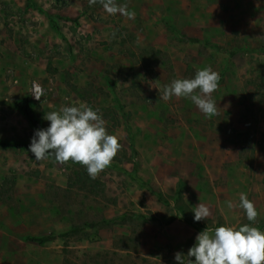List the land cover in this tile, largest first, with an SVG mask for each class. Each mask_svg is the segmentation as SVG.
Wrapping results in <instances>:
<instances>
[{
    "label": "rangeland",
    "instance_id": "374dc122",
    "mask_svg": "<svg viewBox=\"0 0 264 264\" xmlns=\"http://www.w3.org/2000/svg\"><path fill=\"white\" fill-rule=\"evenodd\" d=\"M27 2L0 0V138L31 140L36 129L14 106L29 96L46 125L62 106L99 109L123 147L95 179L81 164L0 147V264H178L198 233L253 223L242 192L264 231V0H116L131 18L99 0ZM206 67L221 77L217 114L162 99L173 80ZM159 203L166 216L149 210ZM199 204L211 215L194 222ZM175 219L178 242L159 246ZM49 233L51 245L23 240Z\"/></svg>",
    "mask_w": 264,
    "mask_h": 264
},
{
    "label": "clouds",
    "instance_id": "9594fccd",
    "mask_svg": "<svg viewBox=\"0 0 264 264\" xmlns=\"http://www.w3.org/2000/svg\"><path fill=\"white\" fill-rule=\"evenodd\" d=\"M99 2L110 15L134 16L126 5H120L116 0ZM96 3L97 0H89L90 5ZM220 79V74L211 67L200 69L194 78L175 79L165 86L162 99L188 98L201 113L211 117L218 111L212 93L219 88ZM44 119L50 122L49 125L36 129L29 145L37 162L54 156L60 163H79L95 179L111 165L123 147L119 137L109 133L108 122L99 109L86 103L62 106L59 110L48 112ZM232 206L229 203V207ZM239 207L244 210L249 222L256 221L258 209L246 193H240ZM210 215V209L199 204L195 207L194 222L207 220ZM253 223L239 227L221 225L213 231L206 229L197 234L186 255L178 251L174 259L178 264H264V231Z\"/></svg>",
    "mask_w": 264,
    "mask_h": 264
},
{
    "label": "trees",
    "instance_id": "16d2710c",
    "mask_svg": "<svg viewBox=\"0 0 264 264\" xmlns=\"http://www.w3.org/2000/svg\"><path fill=\"white\" fill-rule=\"evenodd\" d=\"M27 4L32 6V5H34V2H33V0H28ZM50 25L56 32H58V26H57L56 22L51 18H50ZM168 26H169V28H171V30L176 32L175 27H173L171 25H168ZM178 34H179V37L181 39H185L189 42H192V43L204 42V44H207L209 46L212 45V46L216 47L218 50H224L223 46L218 45V44H213V43L208 42V41H202V39H200L199 37L188 36L185 33H178ZM230 53H232V52H230ZM14 106L25 118H27V120L29 121V123L31 124V126L34 129L46 128L48 126V125L40 122L38 120V118L36 117V115L33 111V108H32L31 98L29 96H25L22 99L16 101ZM125 126H126L127 130L130 128L128 124H125ZM30 142H31V140H19V141L11 140V141H9V140H5V139L0 138V147L1 148H15V149L29 148ZM49 158L55 159L54 156H50ZM70 162H72V161H70ZM76 164H79V163H76ZM179 196H180V193H179ZM116 218H118V217H114L111 220H116ZM188 222L194 223L190 219L188 220ZM89 226H94V224L90 223ZM79 229L80 228H76L74 231H78ZM55 237H56V235L49 233V234H43V235H27V236H25V239L27 241L37 243L38 245H44L45 243L54 239Z\"/></svg>",
    "mask_w": 264,
    "mask_h": 264
},
{
    "label": "crops",
    "instance_id": "0c3cea01",
    "mask_svg": "<svg viewBox=\"0 0 264 264\" xmlns=\"http://www.w3.org/2000/svg\"><path fill=\"white\" fill-rule=\"evenodd\" d=\"M153 175L157 178V179H159V169H156V172L155 173H153ZM174 186V185H173ZM174 188V187H173ZM138 191H140V189L138 190ZM142 192V191H141ZM143 192H146L145 190H143ZM149 194V193H148ZM148 198H149V200H152V195H150L149 194V196H147ZM184 198H185V200H187V196L185 195L184 196ZM159 209V217H162V216H166L168 213H169V209L167 208V207H163L162 205H161V203H159V204H154L152 207H149V210H155V209ZM176 222H179L178 221V219H175L173 222H171V223H169V224H164V225H162V227H161V230H159V246L161 245V244H165L166 242H171V244H173L174 245V240H177V242H178V240H179V235H174V232H172L171 231V229L174 227V226H176L177 224H176ZM2 236V234H1V232H0V237ZM23 240H26L25 239V237H24V239ZM57 240V236L54 238V239H52V240H50V241H48L47 243H45V244H47V245H51V244H53L55 241ZM27 241V240H26ZM34 243V242H33ZM44 244V245H45ZM18 248V247H17ZM17 248H15V251L17 250V252L19 251ZM14 249V248H13ZM0 251L1 252H3V242H1V244H0ZM160 264H168L167 262H165L164 261V259H161V261L159 262ZM17 264H20V263H17ZM56 264H62L61 262L60 263H56Z\"/></svg>",
    "mask_w": 264,
    "mask_h": 264
},
{
    "label": "built area",
    "instance_id": "2783aa9c",
    "mask_svg": "<svg viewBox=\"0 0 264 264\" xmlns=\"http://www.w3.org/2000/svg\"><path fill=\"white\" fill-rule=\"evenodd\" d=\"M192 259H194V258H192Z\"/></svg>",
    "mask_w": 264,
    "mask_h": 264
}]
</instances>
